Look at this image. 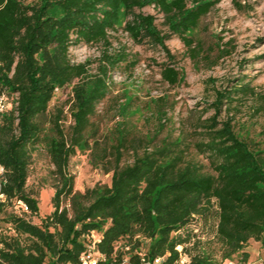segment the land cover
I'll return each mask as SVG.
<instances>
[{"label": "trees", "instance_id": "1", "mask_svg": "<svg viewBox=\"0 0 264 264\" xmlns=\"http://www.w3.org/2000/svg\"><path fill=\"white\" fill-rule=\"evenodd\" d=\"M217 3L0 0V94L18 96L16 106L0 115V164L5 168L0 181L5 196L0 201V264H79L91 233L99 237L98 264H154L156 258H161L159 264H216L214 254L201 250L196 226L197 219L206 224L211 218L220 262L237 253L246 262L251 240L258 241L264 253V151L239 138L231 118L218 123L213 115L202 121L203 137L193 145L207 164L196 160L180 138L136 150L130 163L121 164L123 150H128L125 133L111 146L114 164L105 169L111 172L109 183L77 191L74 175L67 172L75 147L87 143L96 104L108 91L106 69L103 76L89 78L85 62L70 60L72 44L106 41L123 13L131 15L125 29L136 40L148 37L169 55L165 40L175 35L196 56L199 47H192L188 32ZM147 4L163 14L167 33H160L152 15L135 13ZM53 7L60 10L59 16L50 14ZM227 54L221 50L218 57ZM161 76L171 85L182 79L169 64H163ZM75 79L80 81L72 87L70 133L58 124L59 112L52 120L55 136L45 142L55 175L53 209L32 222L29 217L38 215V201L26 181L31 154L44 142L40 118L55 90ZM228 91L217 93V110L252 90L248 84H235ZM97 163L106 167L109 162L102 156ZM18 200L28 205V212L19 210ZM64 201L68 207L61 206Z\"/></svg>", "mask_w": 264, "mask_h": 264}, {"label": "rangeland", "instance_id": "2", "mask_svg": "<svg viewBox=\"0 0 264 264\" xmlns=\"http://www.w3.org/2000/svg\"><path fill=\"white\" fill-rule=\"evenodd\" d=\"M39 1L22 0L24 4ZM134 11L152 15L160 33L168 32L163 14L154 5L147 4ZM49 12L60 15L57 7ZM130 18L131 15L121 13L115 28L107 32L106 41L77 42L69 48L72 62L87 64L89 78L103 76L105 68L103 79L108 86L105 97L96 104L90 117L87 143L75 147L68 160L67 172L74 175L75 190L109 183L111 172L105 169L114 164L111 146L117 145L125 133L128 150H123L121 164L130 163L136 150L140 153L146 146L150 150L166 140L179 138L190 145L189 153L196 160L207 164L193 144L203 137L202 121L213 115L218 123L231 118L234 133L264 151V0H218L197 27L188 32L194 39L192 47H199L196 56L175 35L165 40L169 55L148 37L136 40L125 29ZM221 50H228L229 54L218 57ZM163 64L174 66L182 79L173 85L164 81ZM79 81L75 79L57 88L47 112L40 118L44 142L31 154L26 181V189L38 201V215L29 217L32 222H39L53 209L55 175L45 142L55 136L52 120L59 112L58 124L66 135L70 133L74 124L72 87ZM235 84H248L252 91L232 102H223L217 110V93H227ZM102 156L109 162L106 167L97 163ZM206 169L209 170L208 165ZM61 206L69 204L64 201ZM13 210L17 209L13 207ZM212 219L206 224L197 219L200 247L214 254L212 259L216 264H227L220 262L217 253ZM247 248L249 260L264 262L258 241L251 240ZM240 256L237 253L231 258L233 264H246ZM122 264H127V260Z\"/></svg>", "mask_w": 264, "mask_h": 264}, {"label": "built area", "instance_id": "3", "mask_svg": "<svg viewBox=\"0 0 264 264\" xmlns=\"http://www.w3.org/2000/svg\"><path fill=\"white\" fill-rule=\"evenodd\" d=\"M17 93L14 94H7L6 92H2L0 94V115L7 111L10 108H13L17 104ZM0 181L4 179L5 174V168L2 164H0ZM5 199V196L3 193H0V201H3ZM17 204L19 206V210L22 212H28L29 207L23 200H18ZM92 241L90 244L87 245L85 249H83L80 252L79 255V264H98L99 259L102 257V255L98 252L96 249V242L99 240L98 235L95 233H91ZM178 250H180V246L177 247ZM161 258H156L154 260V264H159ZM186 261V257H183L181 262L183 263ZM229 264H232L231 262ZM242 264V263H238ZM249 264H264L262 261H254Z\"/></svg>", "mask_w": 264, "mask_h": 264}, {"label": "crops", "instance_id": "4", "mask_svg": "<svg viewBox=\"0 0 264 264\" xmlns=\"http://www.w3.org/2000/svg\"><path fill=\"white\" fill-rule=\"evenodd\" d=\"M246 250H247V252H248V248H247ZM252 261H253V260H252ZM252 261L249 260V252H248V257H247V260H246L245 263H246V264H249V263H251ZM230 262L233 264V263H234V262H233V259L227 261V264H229Z\"/></svg>", "mask_w": 264, "mask_h": 264}, {"label": "clouds", "instance_id": "5", "mask_svg": "<svg viewBox=\"0 0 264 264\" xmlns=\"http://www.w3.org/2000/svg\"><path fill=\"white\" fill-rule=\"evenodd\" d=\"M0 170H2V169H0Z\"/></svg>", "mask_w": 264, "mask_h": 264}]
</instances>
